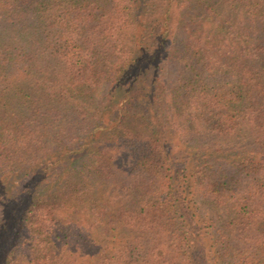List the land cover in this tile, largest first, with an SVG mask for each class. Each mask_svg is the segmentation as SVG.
Listing matches in <instances>:
<instances>
[{"label": "trees", "instance_id": "16d2710c", "mask_svg": "<svg viewBox=\"0 0 264 264\" xmlns=\"http://www.w3.org/2000/svg\"><path fill=\"white\" fill-rule=\"evenodd\" d=\"M0 264H264V0H0Z\"/></svg>", "mask_w": 264, "mask_h": 264}]
</instances>
